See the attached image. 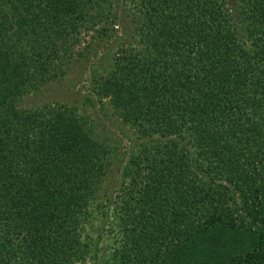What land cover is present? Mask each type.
<instances>
[{
	"label": "trees",
	"instance_id": "1",
	"mask_svg": "<svg viewBox=\"0 0 264 264\" xmlns=\"http://www.w3.org/2000/svg\"><path fill=\"white\" fill-rule=\"evenodd\" d=\"M119 29L92 92L140 142L105 263L264 264V0H0V264L95 256L110 145L76 107L19 102Z\"/></svg>",
	"mask_w": 264,
	"mask_h": 264
},
{
	"label": "rangeland",
	"instance_id": "2",
	"mask_svg": "<svg viewBox=\"0 0 264 264\" xmlns=\"http://www.w3.org/2000/svg\"><path fill=\"white\" fill-rule=\"evenodd\" d=\"M237 23L240 24V19ZM119 35L122 37L120 40L116 38L103 40L101 45L92 41L93 50L88 55V59L80 58L74 61L68 65L62 78L54 80L36 94H30L19 102V107L31 109L48 103L76 107L78 115L87 117L88 124L95 126L96 132H103L102 135L110 145L113 160L105 182L106 189L102 192L104 196L93 204L92 217L85 225L86 237L88 241H91L93 249H96L90 264H106L111 248L116 245L115 231H111L116 224L115 196L124 182L123 167L128 163L130 156L138 151L140 142L131 127L119 117L116 118L111 108H106L105 114L100 110L97 98L92 92L94 71L101 74L104 69L110 67L118 45L123 43V36H126L122 29L117 31V36ZM83 47L84 43L75 51H80ZM88 98L95 100V106L91 105Z\"/></svg>",
	"mask_w": 264,
	"mask_h": 264
}]
</instances>
